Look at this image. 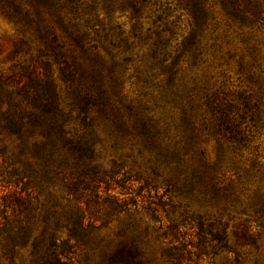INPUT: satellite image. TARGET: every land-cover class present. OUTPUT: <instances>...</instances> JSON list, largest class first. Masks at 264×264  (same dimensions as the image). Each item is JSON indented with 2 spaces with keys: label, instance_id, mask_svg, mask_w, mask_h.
I'll list each match as a JSON object with an SVG mask.
<instances>
[{
  "label": "trees",
  "instance_id": "trees-1",
  "mask_svg": "<svg viewBox=\"0 0 264 264\" xmlns=\"http://www.w3.org/2000/svg\"><path fill=\"white\" fill-rule=\"evenodd\" d=\"M212 3L219 5L235 27H245L252 33L256 23L263 19L264 0H176L175 7L187 15V33L170 51L173 21L170 24L165 21L161 29L156 28L149 53L141 61L142 75H134L145 87L144 94L158 99L155 104L172 103L178 107V134L172 135L160 126L159 119L148 114V107L126 102L122 93L123 74L125 64L133 59L131 55L120 57V48L127 51L129 47L126 40L116 43L113 39L117 34L122 35L121 25L109 23L111 13L119 8L128 12L132 29H136L140 19L158 12L156 0H0V4L11 7L12 17L18 23L33 30L40 44L39 57H51L58 67L56 77L52 75L49 61L42 63L43 75L35 69L34 75H0V156L6 149L2 134L14 135L20 140L18 165L9 161L3 162L5 166L0 165V206L8 203L14 206V211L24 214L23 218L0 221L2 255L12 254L16 246L30 245L33 264H75L77 247L85 246L89 251L99 248L93 226L86 222L91 203L108 202L109 214L124 212L131 217L128 203L117 195H109L113 188L126 189L129 178L123 176L116 180L119 165L108 170L95 162L96 153L89 134L99 122L116 143L135 145L140 153H146L152 171L165 176L168 190L187 191L197 186L209 189L212 198L223 200L226 206L237 201L230 187L219 185L217 167H212L211 174L202 162L203 152L191 150L198 140L191 120V95L201 92L203 105L218 130L234 142L246 140L241 125L247 120L255 124L263 104L260 98L253 99L251 93L238 94L239 101H235L219 89L207 91L203 86L198 87L197 78L184 80V75H179L182 60L188 67L201 60ZM23 4L30 8L21 10ZM99 4L108 18L107 28L103 24L105 19L99 20ZM160 18L161 14H157L154 23ZM23 43L22 38L16 40L13 51H18ZM64 49L72 53L70 61ZM256 50L252 45L253 60H256ZM66 107L68 113H76L89 129L88 133L73 135L65 128ZM34 133L42 139L29 144L28 139ZM54 189L66 195L64 205L60 204ZM41 194H44L43 201ZM253 203L256 215L253 221L259 220L258 226L264 228V191L257 190ZM39 205L43 225L38 234L32 235V220ZM58 205H61L60 211ZM63 227L66 238L58 237V229ZM198 228L201 237L205 229L201 223ZM137 242L126 236L113 249L99 248V264H128L139 255Z\"/></svg>",
  "mask_w": 264,
  "mask_h": 264
},
{
  "label": "rangeland",
  "instance_id": "rangeland-1",
  "mask_svg": "<svg viewBox=\"0 0 264 264\" xmlns=\"http://www.w3.org/2000/svg\"><path fill=\"white\" fill-rule=\"evenodd\" d=\"M156 1L155 8L158 12L140 19L136 29H132L133 21L129 19L128 12L119 8L113 10L109 23L112 26L121 25L122 35L117 34L113 39L116 43L126 40L129 47L127 51L120 48V57L131 55L133 59L125 64L126 70L123 74L125 79L122 93L126 102L148 107V114L159 119L160 126L166 127L174 135L178 134L180 123L178 107L172 103L155 104L158 99L144 94L145 87L134 77L142 75L141 61L149 53V45L156 28L161 29L165 21L168 24L173 21L174 34L170 51H173L175 42H180L188 31L187 15L175 7L176 0ZM100 4L99 20L105 19L103 24L107 28L108 18L101 10ZM20 8L25 10L30 6L23 4ZM262 11L263 19L256 23L252 33L245 27H235L219 5L212 3L209 25L204 32L201 60L191 67H188L185 60L180 63L179 75H184V80L197 78L198 87L203 86L207 91L219 89L227 98L235 101H239L238 94L251 93L253 99L260 98L263 104L255 124L247 120L241 125L246 140L234 142L226 139L218 130L214 118L203 105L201 92L191 95V120L198 139L191 150L196 153L203 152L202 162L211 174L212 167H217L219 185L230 187L232 193L237 196V201L226 206L223 200L212 198L209 189L202 190L197 186L187 191L168 190L165 176L152 171L153 167L146 153H140L135 145L116 143L106 127L99 122L89 134L96 153L95 162L108 170H112L114 165H119L116 180L123 176L129 178L126 189L113 188L109 195L121 197L128 203L132 214L131 217L124 212L109 214L106 211L108 202L89 205V218L86 222L93 226L95 242H98L99 248L107 251L113 249L120 239L128 236L138 241L139 251V255L130 259L128 264H264V228L258 226L259 220L253 221L256 216L253 212V202L256 201L257 190L261 193L264 191V7ZM157 14H161V18L154 23ZM146 37L150 38L147 40ZM19 38H22L24 43L18 51H13V44ZM252 45L257 49L255 61L250 53ZM39 46L33 30L24 27L12 17L11 7L0 4V75H34L33 69L43 75L42 63L49 61L52 75L56 77L57 64L51 57H39ZM66 49V57L70 61L72 53ZM153 95H156V91ZM64 112L67 114L65 128L71 134L88 133L89 129L84 127L75 112L68 113L67 107ZM2 137L6 149L0 156V165H4L3 162L7 164V161L18 165L16 155L20 140L14 135L2 134ZM39 139L42 137L34 133L28 142L30 144ZM186 160H190L189 155ZM54 190L59 196L60 204L64 205L66 195ZM104 196L102 193L103 198ZM44 199V194H41L40 200ZM81 205L85 208L83 201ZM60 206H57L58 211L61 210ZM13 208L14 206L8 203H1V222L4 218L24 217V214H20L18 210L14 211ZM36 214L31 225L32 235L38 234L43 225L40 205ZM199 223L205 229L201 237L198 236ZM248 228H251L250 231ZM58 237H67L64 227L58 229ZM99 248L89 251L85 246L77 247L74 254L75 264H99ZM30 250V245L16 246L12 254L2 255L0 250V264H33Z\"/></svg>",
  "mask_w": 264,
  "mask_h": 264
}]
</instances>
